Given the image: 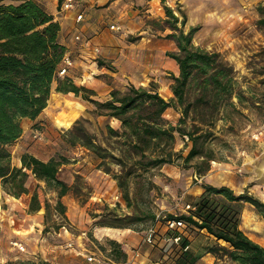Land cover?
<instances>
[{"label":"rangeland","instance_id":"1","mask_svg":"<svg viewBox=\"0 0 264 264\" xmlns=\"http://www.w3.org/2000/svg\"><path fill=\"white\" fill-rule=\"evenodd\" d=\"M165 5L174 10L179 20L181 16L177 10L186 14L185 32L190 27H198L193 36L194 46L218 53L223 61L233 67L238 87L245 92L247 101L242 105L237 103L236 98L232 99L239 113L229 111L223 117L220 109L215 115L214 126L210 128L213 136L204 146L213 150L217 160L210 162V169L204 175L196 173V164L200 159H192L186 164L177 159L172 164L143 168L142 163L138 162L139 156L128 151L124 138L108 134L105 118H109L97 117L92 110L84 109L80 97L53 91L48 111L59 109L60 113L53 119L55 125L45 117L33 123L27 136L28 144H34L45 160L65 157L67 162L61 167L59 177L69 186L76 187V192L71 191L62 198L66 208L64 218L54 210L56 193L32 176L26 183L29 193L22 195L21 199L0 191V264L37 263L45 260L44 256L48 264H70L74 260L88 264L86 253H94L104 264H110L109 260L117 258L111 254L110 240L118 242L122 250H129L131 264H176L182 254L191 255L196 260L195 264H236L207 253L208 247L214 243L213 238L185 222L180 232L182 241H187L185 246H189L186 253L182 250L184 246L162 241L148 245L143 242V233L152 224L151 216H179L188 212L186 205H194L203 192L200 186L209 184L207 176L213 186H228L236 194L248 192L246 188H243V192L240 189L250 177L254 178L253 183L261 181L256 176L257 168L264 169V112L256 109V106L257 102H264V75H261L264 72V27L258 24L264 18V0H171L170 4L165 0ZM153 10L163 12V16H150L145 9H139L137 26L125 33L123 42L116 41L119 49L128 56L141 53L142 66L153 67L150 75H141L135 85L121 78V89L106 88L108 98L112 89L125 92L134 85L154 89L163 98L169 99L165 91L170 90L171 75H178V69L174 73L166 62L170 60L166 53L176 52L177 47L173 41L164 38L170 33L169 30H159L165 19L162 3L159 1ZM126 55L121 56L124 60L122 63L131 68L132 62ZM109 67L117 71L115 65L109 63ZM197 94V86L192 83L187 98L193 101ZM163 116L176 125L180 114L170 108ZM201 116L207 119V111L198 109L192 112L185 128L192 130L195 123L207 130V126L200 124ZM80 118L88 120L86 127L110 154L107 158L101 159L82 146L71 147L62 140L63 132ZM112 126L113 129L118 128V125ZM117 130L120 131L119 128ZM36 132L41 134L40 139L34 138ZM190 146L186 137L176 135L175 152L185 157ZM14 150L11 149L12 165L15 163ZM107 168L111 173L105 172ZM121 172L132 174L127 180L128 203L123 200L113 179L114 174L120 175ZM259 185L257 193L264 191L262 184ZM34 191L42 204L38 212L29 210ZM45 202L49 204L48 215L44 210ZM240 210V228L247 236L264 245V221L249 204H241ZM136 218H141V221H132ZM122 224L128 228L109 227ZM159 231L163 232L161 225ZM13 241L21 243L25 250H18L11 244ZM69 243L72 244L70 247ZM78 251L83 252L84 256H76ZM136 251L140 252L139 256Z\"/></svg>","mask_w":264,"mask_h":264},{"label":"trees","instance_id":"2","mask_svg":"<svg viewBox=\"0 0 264 264\" xmlns=\"http://www.w3.org/2000/svg\"><path fill=\"white\" fill-rule=\"evenodd\" d=\"M163 5L165 19L159 30H169L165 39L174 41L177 51L167 52L166 56L178 67V75H171L170 90L172 97L163 98L154 89L131 85L125 92L112 89L106 101L93 99V90L77 86L67 76H58L66 48L59 43L60 25L54 21L39 4L32 0L17 5L5 4L0 0V191L15 198L29 193L27 180L32 176L44 183L47 189L56 193L54 210L65 218L66 208L62 198L76 187L68 185L60 179L59 172L67 160L65 157H51L47 160L23 153L20 156L21 167L12 165L11 153L7 145L14 143L22 134L21 120H34L47 107L51 93L73 94L90 102L93 114L97 117L113 118L119 121V130L106 124L109 135L124 138L128 151L139 156L142 167H158L172 164L177 159L188 163L192 159H200L196 164V173L204 175L210 169V162L216 161V154L204 144L213 136L212 128L215 115L222 109L223 117L229 111L239 113L232 101L242 105L247 101L245 92L238 87L234 78L233 67L220 58L218 53L202 50L192 43L198 27H190L185 32L186 14L182 10H174ZM264 27V18L258 21ZM103 65L102 61L97 62ZM264 75V72H261ZM194 83L198 94L193 101L187 98L189 86ZM256 104V103H255ZM256 109L264 112V102H257ZM179 112L178 123L173 125L164 116L167 109ZM207 111V119L200 117L201 126L192 124V130L186 129L192 112ZM203 114V113H202ZM201 114V115H202ZM88 120L80 118L63 132L62 140L71 147L82 146L92 151L97 157L105 159L110 155L97 142V137L86 127ZM176 135L186 137L190 149L185 157L175 152ZM106 173H111L107 168ZM131 172L113 175L121 196L129 202L128 178ZM201 195L196 199L193 211L176 216L187 225L205 231L214 240L207 253L217 259L226 258L236 264H264V246L249 238L240 228L241 204L252 206L257 215L264 220V201L243 192L236 194L228 186L202 184ZM48 202L44 204L48 215ZM42 208L38 194L34 191L30 197V212H38ZM156 216V215H155ZM155 216H151L152 222ZM172 219L174 216H167ZM132 221H141L136 218ZM128 228L125 225L109 226ZM186 240L180 241L185 246ZM111 254L115 263H125L127 254L115 240L109 241ZM186 253V251L184 252ZM189 254H182L176 264H195ZM29 264H48L45 260L28 262Z\"/></svg>","mask_w":264,"mask_h":264},{"label":"crops","instance_id":"3","mask_svg":"<svg viewBox=\"0 0 264 264\" xmlns=\"http://www.w3.org/2000/svg\"><path fill=\"white\" fill-rule=\"evenodd\" d=\"M24 1L27 0H1V2L5 4L14 5ZM32 1L39 4L48 14L53 16L54 21L59 23V43L66 48L67 54H69L73 59V66L69 69L67 77L72 79V81L77 86L83 85L88 89L93 90L95 93L92 97L93 99L101 102L106 101L109 99L107 97L108 91H106V88L112 87L121 89L123 85L122 80L125 82L129 81L130 83L134 84L139 78H141V75H150V70H152L153 67L142 66L141 60L143 59V56L141 53H135L132 56H128L126 55L125 51L122 52V50L119 49L116 41L123 42L125 33H127L128 30H133L137 26L136 21L139 18L137 11L139 9H145V12L150 13V16L155 15L162 17L163 12L158 13L153 10V6L159 4L160 0H82L81 2H78L76 5H74L72 9L65 12H60L59 6L61 0ZM167 2L170 4L171 0H167ZM79 13L83 14V19L81 22L76 23V16ZM117 21L120 22L119 25L117 24ZM111 25L119 26L120 30H118L117 33H112V31L116 30H111L109 28ZM118 33L119 35H117ZM76 34H79L80 41H76L74 39ZM95 47L99 49L98 54H95L93 51ZM124 53L132 62L130 65L131 68H127L122 63L124 60H122L121 56L124 55ZM96 57H99V59H96ZM99 60L103 62V65H99L97 63ZM166 62L168 65H170L175 73L178 69L177 65L171 60H167ZM109 63L111 65H115L117 71L109 67ZM123 66H125L126 69ZM165 96L167 98L171 97V91L169 89L165 91ZM52 100L54 101L55 98ZM48 104L47 107L36 117V119H22L21 126L23 132L21 136L14 143L6 146L10 153H13L11 149H15V163L13 164L14 167H21L20 156L23 153L32 154L45 161V159H43L38 153L37 147L34 144H28L29 142L27 136L33 123L42 120L43 117L48 118L53 123V125H55L53 119L60 112L59 109L55 108L48 111ZM82 105L84 109L93 111L94 107L90 102L83 100ZM105 121L108 125H115V127L118 125L117 127H119V121L116 119L109 118V120H106L105 118ZM257 170L258 175L256 177L260 178L261 181L258 183H253L254 178L250 177L249 179L245 180V184L243 185L242 189H240V192H243V188H246L248 193L264 201V191L260 193L256 192L259 191V184H262L261 187L264 188V169L257 168ZM259 172H262L260 176ZM208 179L209 177L207 176V183L214 185ZM248 183L250 184L248 185ZM218 186H222V184ZM252 240L259 243L261 246H264L258 240ZM123 251L127 254V261L124 264H131L130 262L132 257L129 253V250L123 248ZM79 255L84 256V253L78 251L76 256ZM136 255L139 256L140 252L136 251ZM43 258L48 261L46 256ZM109 261L111 262L110 264H123L115 263L112 260ZM84 263L85 262L74 260L70 264Z\"/></svg>","mask_w":264,"mask_h":264},{"label":"built area","instance_id":"4","mask_svg":"<svg viewBox=\"0 0 264 264\" xmlns=\"http://www.w3.org/2000/svg\"><path fill=\"white\" fill-rule=\"evenodd\" d=\"M81 1L82 0H61L60 6H59L60 12H65L67 10L72 9L74 5H76L78 2H81ZM82 19H83V14L79 13L76 16L75 21L76 23H79L82 21ZM109 28L111 30H116V31L120 30V27L117 25H111ZM74 39L76 41H80L79 34H76L74 36ZM93 51L95 52V54L99 53V49L97 47H95ZM72 66H73V59L69 54H67V51H66V54L64 55L62 59L61 67L59 68V71H58V76H61V77L67 76L69 69ZM34 138L40 139L41 134L39 132H36L34 134ZM194 209H195L194 206L190 204L186 205L187 211H193ZM175 217L176 215L174 216V218L169 219L165 215L161 216L160 214H157L155 216L154 222H152V224L144 231L143 242L151 246L156 245L157 241H162L165 244L179 245L181 238H182V233L180 232V229L184 227V223L182 220L176 219ZM160 225L162 226V229H163L162 233L159 231ZM11 244L20 251L25 250L24 246H22V244L17 241H13ZM71 245L72 244L69 243L68 246L70 247ZM188 248L189 246L186 245L182 248V250L185 252L187 251ZM85 258L88 264H104V261L94 253H86Z\"/></svg>","mask_w":264,"mask_h":264}]
</instances>
